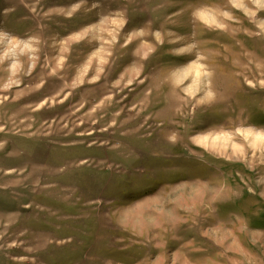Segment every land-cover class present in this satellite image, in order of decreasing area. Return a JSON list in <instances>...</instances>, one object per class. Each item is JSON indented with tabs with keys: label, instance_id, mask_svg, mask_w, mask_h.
<instances>
[{
	"label": "rangeland",
	"instance_id": "rangeland-1",
	"mask_svg": "<svg viewBox=\"0 0 264 264\" xmlns=\"http://www.w3.org/2000/svg\"><path fill=\"white\" fill-rule=\"evenodd\" d=\"M0 264H264V0H0Z\"/></svg>",
	"mask_w": 264,
	"mask_h": 264
}]
</instances>
